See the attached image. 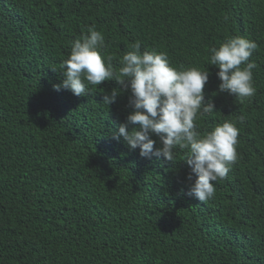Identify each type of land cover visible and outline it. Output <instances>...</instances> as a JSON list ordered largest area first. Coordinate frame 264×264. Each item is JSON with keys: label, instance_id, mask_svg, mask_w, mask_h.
Masks as SVG:
<instances>
[{"label": "trees", "instance_id": "1", "mask_svg": "<svg viewBox=\"0 0 264 264\" xmlns=\"http://www.w3.org/2000/svg\"><path fill=\"white\" fill-rule=\"evenodd\" d=\"M91 26L117 69L139 41L174 68L208 70L216 112L198 116L197 131L225 120L239 129L238 159L213 198L189 194L184 150L147 159L113 138L130 91L107 106L114 80L86 96L56 89L52 69ZM231 36L258 45L257 91L243 101L218 91L208 65ZM0 264H264V0H0Z\"/></svg>", "mask_w": 264, "mask_h": 264}, {"label": "clouds", "instance_id": "2", "mask_svg": "<svg viewBox=\"0 0 264 264\" xmlns=\"http://www.w3.org/2000/svg\"><path fill=\"white\" fill-rule=\"evenodd\" d=\"M105 47L104 35L95 26L88 27L71 42L70 53L60 69H52L63 76L56 89L63 87L75 96H86L89 86L114 80L120 88L103 95L102 103L107 106L121 92L130 91L132 111L117 126L113 138L122 137L130 149H139V155L147 159L156 156L174 162L175 150H184L182 160L190 169L186 175L189 194L201 202L213 198V182L225 179L238 159L239 129L234 122L225 120L211 130L197 131L198 116L216 112L203 92L210 75L208 70L184 65L174 68L166 52L141 51L139 41L131 43V50L121 56L117 69L111 55L102 56ZM257 47L253 40L231 36L208 50V65L218 68L219 92L241 101L255 96L253 69L258 66L250 57ZM243 119L238 117L241 123ZM153 136L160 146L154 148Z\"/></svg>", "mask_w": 264, "mask_h": 264}]
</instances>
